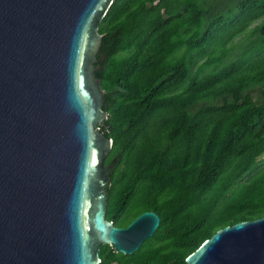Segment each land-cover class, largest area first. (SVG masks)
Wrapping results in <instances>:
<instances>
[{
  "label": "trees",
  "instance_id": "1",
  "mask_svg": "<svg viewBox=\"0 0 264 264\" xmlns=\"http://www.w3.org/2000/svg\"><path fill=\"white\" fill-rule=\"evenodd\" d=\"M98 33L106 219L160 218L131 256L101 246V264H186L264 216V0H113Z\"/></svg>",
  "mask_w": 264,
  "mask_h": 264
},
{
  "label": "water",
  "instance_id": "2",
  "mask_svg": "<svg viewBox=\"0 0 264 264\" xmlns=\"http://www.w3.org/2000/svg\"><path fill=\"white\" fill-rule=\"evenodd\" d=\"M113 0H0V264H101L160 222L106 219L108 119L93 64ZM186 264H264V216L224 227Z\"/></svg>",
  "mask_w": 264,
  "mask_h": 264
},
{
  "label": "rangeland",
  "instance_id": "3",
  "mask_svg": "<svg viewBox=\"0 0 264 264\" xmlns=\"http://www.w3.org/2000/svg\"><path fill=\"white\" fill-rule=\"evenodd\" d=\"M252 26H254V25H252ZM237 40L239 41V39H237ZM237 40H236V42H237ZM260 160L263 161V160H264V156H262V157L260 158ZM248 175H249V174H248ZM248 175H247V176H248Z\"/></svg>",
  "mask_w": 264,
  "mask_h": 264
},
{
  "label": "flooded vegetation",
  "instance_id": "4",
  "mask_svg": "<svg viewBox=\"0 0 264 264\" xmlns=\"http://www.w3.org/2000/svg\"><path fill=\"white\" fill-rule=\"evenodd\" d=\"M109 167L105 168V171L108 173V169ZM117 227V226H116ZM126 227V226H125ZM125 227H119V228H125Z\"/></svg>",
  "mask_w": 264,
  "mask_h": 264
}]
</instances>
